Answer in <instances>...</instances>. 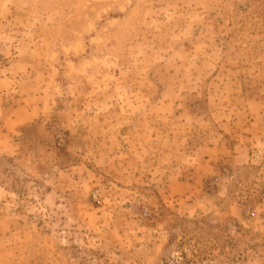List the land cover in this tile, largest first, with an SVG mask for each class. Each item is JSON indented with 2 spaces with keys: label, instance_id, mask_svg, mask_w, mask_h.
<instances>
[{
  "label": "rangeland",
  "instance_id": "obj_1",
  "mask_svg": "<svg viewBox=\"0 0 264 264\" xmlns=\"http://www.w3.org/2000/svg\"><path fill=\"white\" fill-rule=\"evenodd\" d=\"M0 264H264V0H0Z\"/></svg>",
  "mask_w": 264,
  "mask_h": 264
}]
</instances>
